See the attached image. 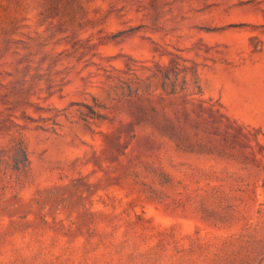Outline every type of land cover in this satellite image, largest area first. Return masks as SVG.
Masks as SVG:
<instances>
[{
  "label": "rangeland",
  "instance_id": "rangeland-1",
  "mask_svg": "<svg viewBox=\"0 0 264 264\" xmlns=\"http://www.w3.org/2000/svg\"><path fill=\"white\" fill-rule=\"evenodd\" d=\"M0 264H264V0H0Z\"/></svg>",
  "mask_w": 264,
  "mask_h": 264
},
{
  "label": "trees",
  "instance_id": "trees-1",
  "mask_svg": "<svg viewBox=\"0 0 264 264\" xmlns=\"http://www.w3.org/2000/svg\"><path fill=\"white\" fill-rule=\"evenodd\" d=\"M17 152H18V158H16L15 160L14 168L18 169L21 165L26 167L28 163V159H27L25 146L22 143L18 146Z\"/></svg>",
  "mask_w": 264,
  "mask_h": 264
}]
</instances>
